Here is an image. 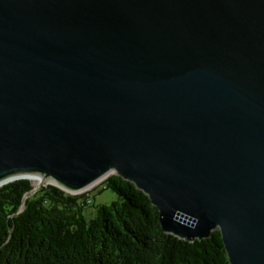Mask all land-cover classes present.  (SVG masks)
<instances>
[{
	"label": "water",
	"instance_id": "obj_1",
	"mask_svg": "<svg viewBox=\"0 0 264 264\" xmlns=\"http://www.w3.org/2000/svg\"><path fill=\"white\" fill-rule=\"evenodd\" d=\"M111 175L264 264V0H0V187Z\"/></svg>",
	"mask_w": 264,
	"mask_h": 264
},
{
	"label": "trees",
	"instance_id": "obj_2",
	"mask_svg": "<svg viewBox=\"0 0 264 264\" xmlns=\"http://www.w3.org/2000/svg\"><path fill=\"white\" fill-rule=\"evenodd\" d=\"M109 205L83 210L94 193L67 194L16 180L0 187V264H229L218 231L187 243L165 234L158 212L134 185L111 175ZM100 191L97 192V194Z\"/></svg>",
	"mask_w": 264,
	"mask_h": 264
},
{
	"label": "rangeland",
	"instance_id": "obj_3",
	"mask_svg": "<svg viewBox=\"0 0 264 264\" xmlns=\"http://www.w3.org/2000/svg\"><path fill=\"white\" fill-rule=\"evenodd\" d=\"M98 191L100 192L97 194ZM86 192L88 193L95 192L94 197L90 198L92 203L86 206L85 209L83 210V216L87 222L94 217L95 209L92 207L93 204L94 205H109L110 203L117 200L116 194L108 189H103V186H100V183Z\"/></svg>",
	"mask_w": 264,
	"mask_h": 264
},
{
	"label": "bare ground",
	"instance_id": "obj_4",
	"mask_svg": "<svg viewBox=\"0 0 264 264\" xmlns=\"http://www.w3.org/2000/svg\"><path fill=\"white\" fill-rule=\"evenodd\" d=\"M28 180L32 183L34 187L41 185V184H45V183H42L41 180L37 177H29Z\"/></svg>",
	"mask_w": 264,
	"mask_h": 264
}]
</instances>
